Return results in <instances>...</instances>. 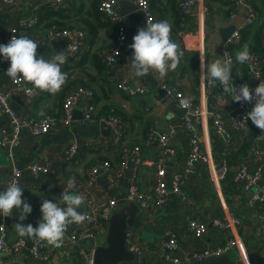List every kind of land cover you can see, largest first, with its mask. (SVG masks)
I'll list each match as a JSON object with an SVG mask.
<instances>
[{
	"label": "crops",
	"instance_id": "obj_1",
	"mask_svg": "<svg viewBox=\"0 0 264 264\" xmlns=\"http://www.w3.org/2000/svg\"><path fill=\"white\" fill-rule=\"evenodd\" d=\"M45 1L15 0L10 6L0 7V38L5 44L20 19L31 18L41 9L51 8L46 6ZM98 1L72 0L61 7L52 5L56 10L61 9L60 13L56 11L60 14L59 20L63 24L58 27L72 25L74 29L84 31L80 38V57L62 66V71L68 75L62 91L53 95L37 89L34 96H29L24 91H15L11 78L5 73L10 61H0V88L13 92L12 107L23 116L39 118L47 113L62 114L64 97L76 84H84L94 89L92 100L97 109L95 119L87 120V103L80 99L74 107L70 121L61 122L46 134L33 135L24 131L21 145L12 151L0 147V191L6 190L14 167L26 170L34 164H40L53 170L39 178L30 175L22 178V199L31 204L32 212L25 220L20 221V213L14 209L6 218L9 243L23 238L25 244L18 253H4L0 264H93L89 251L97 246H106V227L98 225V235L94 241L71 245L66 237L64 243L56 250L48 245L50 250H54L48 262H35L31 257V246L35 238L21 237L14 229L16 223L38 226L42 219L40 208L43 200L56 197L68 179L73 177L76 180V191L86 197L81 212H88L92 206H98L110 198L118 200L117 209H133L132 217L145 223L144 227H138V232L132 229L135 231L133 244L145 248L144 261L148 264H169L162 260L158 249L167 240V231L171 228L178 231L182 264H263L264 219H259L255 208L250 205L253 194L264 185V161L254 158L253 154L262 130L250 119L246 127L237 131L233 139L228 141L216 132L211 118H195L202 149L211 157L212 166L196 164V175L183 182V189L192 196L191 202L170 191L162 205L146 211L137 202L128 201L127 196L133 185L142 192L153 190L157 171L155 164L161 159L165 165L166 184H170L174 175L182 171L189 151V135L181 125L185 113L181 106L182 100L192 99L210 111L219 109L227 118L233 112L236 102L232 100V93L224 92L219 82L206 90L205 74L201 71V65L210 64L218 58L224 59V28L231 25L244 26L240 43L233 47L235 75L251 88H255L260 79H264V30L261 29L264 26V0H200L188 15H182L180 12L179 0H152L157 21L167 20L171 24L172 38L184 51L178 68L169 71L164 78H160L156 73L136 77L132 72L133 50L129 45L133 43V36L137 34L138 29L144 27L140 9L123 15L128 30L127 43L122 47L114 67L109 69L104 65V70L100 69L99 62L94 60L91 53L99 51L102 54L110 48L115 42L116 31L102 22L106 21L96 10ZM120 1L118 0L117 4L119 11ZM204 6H209V13L204 12ZM251 9L254 10L255 17H252L250 24L245 25L251 15ZM122 10L127 12L126 7ZM234 13L236 15L232 18ZM256 30L258 33L261 30L257 52L261 57L263 75L253 80L247 76L245 64L236 61V54L245 44H248L250 49L253 48L256 43ZM46 33L47 31L37 30L29 37L39 44L38 54L50 59L57 47L53 46L52 40L45 38ZM121 79L144 86L148 92L140 96H128L117 86ZM166 82L173 86L175 91L168 92L163 86ZM254 103L250 105L249 111ZM111 109L122 116L125 122L124 137L119 143L114 142L110 126L99 120L102 113L107 114ZM172 125L177 131L168 146L174 148L176 158H172L166 146L158 142L159 136L168 132ZM3 130H10L8 115L0 116V134ZM74 142L79 143L80 150L77 157L69 161L66 152ZM137 145L141 146L139 155L142 162L139 163L133 157V148ZM106 160L111 163V167L100 170L94 184L90 185L87 182L89 169L94 164ZM246 161H249L252 167L263 166L259 185L250 191L244 190L234 180L235 172ZM222 164L227 166L228 171L219 178L217 167ZM133 203L138 206L132 208ZM215 218H219L224 226L213 224ZM190 221L207 223L206 233L200 238L194 236L188 230ZM82 225L83 223L70 225L67 234L76 232ZM234 236L243 240L240 252L233 248L220 256L203 260L193 257V253L224 244ZM120 264H140V261L137 258L133 262Z\"/></svg>",
	"mask_w": 264,
	"mask_h": 264
},
{
	"label": "built area",
	"instance_id": "obj_2",
	"mask_svg": "<svg viewBox=\"0 0 264 264\" xmlns=\"http://www.w3.org/2000/svg\"><path fill=\"white\" fill-rule=\"evenodd\" d=\"M130 1L137 5L142 11L144 27H146L147 23L157 21L156 14L152 8V0ZM199 1L200 0H179L178 7L180 12L184 15L191 14L194 6H196ZM14 2L15 0H1L0 7L10 6L11 4H14ZM71 2L72 0H46L45 4L61 7ZM117 4L118 0H101L99 6L103 20L116 24L115 42L110 48L106 49L101 54L105 66L109 69L115 66L116 61L121 54L122 47L126 45L128 40L127 26L123 15L117 8ZM203 9L206 14L210 11L209 6H204ZM235 15L236 14L234 13L232 18H234ZM252 17H255L253 9H251V15L246 20L245 25H248L252 22ZM38 20L39 16L37 13L31 18L20 19L16 24V27L9 34L8 42L13 35L17 37L21 35H27L28 30L34 28V26L38 23ZM243 27L244 26L236 27L232 35L226 41H224L223 44L224 59H231L232 61V84L234 87H239L240 85L245 84L235 75L233 71L235 64L233 47L240 43L242 39ZM83 34V30L74 28H54L48 31V33L45 35V38L48 40H67L68 46L64 50V53L68 57V60L65 63L67 64L80 57L82 51V43L80 38L83 36ZM251 54L254 59L245 64L246 74L249 78L257 80L263 75L261 57L254 51H251ZM11 82L13 85V90L15 91H24L29 96H34L37 94V89L34 88L31 83L24 81H13L12 79ZM215 84H213V81L210 78H205L204 80V88L206 90H209ZM117 86L128 96H140L148 92L146 87L134 85L127 79H121ZM163 86L170 93L175 91V88L169 85L167 82L164 83ZM11 93L13 92L4 88H0V116L8 115L10 119V130H3L0 134V147L9 149L10 151L21 145L22 134L24 131H28L33 135L46 134L53 130L61 122L70 121L73 118L74 107L80 99H84L87 103L85 118L87 120H94L96 116L97 109L92 100L95 95V91L93 88L84 84H76V86H73L72 89L67 91L62 104V114L47 113L46 115L39 118H30L18 113L12 107ZM252 103H254V101ZM252 103L236 102L233 112H231V115L227 118L225 117L224 112L219 109L210 111L209 109L204 108L201 103H197L192 99L182 100L181 106L185 109V113L182 117L181 125L183 126L185 132L189 135V151L185 157L182 171L174 175L170 184H166L164 182L166 170L164 161L161 159L155 164L157 171L153 190L151 192H142L136 185H133L129 190L127 200L137 202L144 209H146V211H149L154 206L162 205L164 199L170 191L181 195L185 201L191 202L192 196L183 189V182L186 179H190L196 175V164L200 163L206 164L207 166H212L211 157L205 150L202 149L200 135L195 127V118H211L216 132L220 136H224L228 141H231L237 131L243 130L246 127L249 119L245 121L244 118L249 112V107ZM99 120L110 126L112 129V137L115 143L122 141L125 133V122L122 116L116 113L114 109H111L106 115H102ZM176 131L177 130L175 126L172 125L168 132H164L158 138V142L161 145L166 146V150L169 152L172 158H176V151L171 146H168V143L170 142L171 138L176 136ZM79 150L80 146L78 142L71 144L66 152L67 159L69 161H73L77 157ZM140 152L141 146L137 145L133 148V157L138 163L142 162V159L139 155ZM253 154L254 158L264 161V131L261 132L259 138L257 139ZM110 167L111 163L107 160L94 164L88 171L87 182L90 185L94 184L95 177L98 172L102 169H108ZM217 169L219 178H222L228 171V168L225 164L218 166ZM262 169V165L252 167L249 161L243 162L240 168L235 172L234 180L244 190L250 191L252 188L259 185L262 176ZM51 172H53L52 169L40 164H34L26 170L14 167L10 182L13 180H18L21 186V180L24 176L30 175L33 178H39L42 174H50ZM65 187L66 184L58 192L56 197L47 198V200H51L52 202L59 201L60 195ZM250 205L255 208L257 217L259 219H264V185H261L258 192L253 194V197L250 199ZM117 207L118 200L116 198H110L98 206H92L87 212L88 219L83 223L81 228L74 233L66 235L68 244L80 245L85 242L94 241L98 235V225L108 229L109 220L117 210ZM213 224L224 226L219 218H215L213 220ZM207 229L208 224L204 222L190 221L188 223V230L198 238L202 237L206 233ZM167 236L169 239L164 241L158 249L162 260L169 264H182L183 258L179 253L180 242L178 239V231L174 228H171L167 231ZM125 241L126 244L131 248L134 246L132 249H134L135 253L138 255L140 264H148L144 261L145 248L142 245L133 244L134 232L132 230L127 231ZM24 244L25 241L23 238H18L12 244L9 243L8 221L7 218L2 215L0 218V261L3 254L6 252H20ZM242 245V238L234 236L229 238L224 244L218 245L216 247H208L204 250L193 253V257L198 260H203L209 257L220 256L233 248H237L240 252ZM52 247L54 250L59 248L55 246ZM54 250H50V247L46 242L35 238L34 243L31 246V257L35 262H48L51 259ZM241 259L243 260V258Z\"/></svg>",
	"mask_w": 264,
	"mask_h": 264
},
{
	"label": "clouds",
	"instance_id": "obj_3",
	"mask_svg": "<svg viewBox=\"0 0 264 264\" xmlns=\"http://www.w3.org/2000/svg\"><path fill=\"white\" fill-rule=\"evenodd\" d=\"M38 45L27 35H13L7 44H0V55L10 61L5 73L13 81L31 83L34 88L54 95L62 91L67 82L68 75L62 71V66L68 57L61 51L50 59H45L38 54ZM129 47L133 50L131 69L136 77L156 73L160 78H164L169 71L178 68L184 56L180 45L172 39V26L167 20L147 23L146 27L139 28ZM253 59L248 44L236 54L239 64L249 63ZM201 71L213 84L218 81L224 92L230 91L233 101H254V106L244 120L250 119L256 127L264 131V79H260L254 89L247 83L234 87L231 59H215L210 64L201 65ZM23 192L24 188L18 180H13L5 191H0V215L7 217L15 209L20 213L19 220H25L32 212V206L22 199ZM85 202L86 197L76 191L75 178H70L59 201L43 200L40 208L42 219L38 226L16 223L14 229L21 237L38 238L48 245L60 247L64 243L69 226L80 225L88 219L87 212L80 211Z\"/></svg>",
	"mask_w": 264,
	"mask_h": 264
},
{
	"label": "water",
	"instance_id": "obj_4",
	"mask_svg": "<svg viewBox=\"0 0 264 264\" xmlns=\"http://www.w3.org/2000/svg\"><path fill=\"white\" fill-rule=\"evenodd\" d=\"M119 4L120 13L122 15L140 9L137 5L128 0H121ZM123 7H126L127 12L122 10ZM235 29L236 26L231 25L222 30L224 41L232 35ZM0 44H5L1 38ZM52 44L54 47H57L55 54L64 51L68 46V42L65 39L52 40ZM0 61H5L2 55H0ZM136 206L138 205L133 203L131 207L133 208ZM132 216L134 215L133 209L131 208L120 207V209L115 211L109 220L106 246H97L89 251V254H92L93 264H120L122 262H133L138 258L134 250L126 244L125 237L128 230L134 229L138 232V227H144L145 223ZM166 239L168 240L169 237L167 236Z\"/></svg>",
	"mask_w": 264,
	"mask_h": 264
},
{
	"label": "trees",
	"instance_id": "obj_5",
	"mask_svg": "<svg viewBox=\"0 0 264 264\" xmlns=\"http://www.w3.org/2000/svg\"><path fill=\"white\" fill-rule=\"evenodd\" d=\"M100 2H101V0L98 1L96 10L100 14V16L102 17V14L99 10ZM46 6H49L51 8L46 7V8L41 9L40 12H38V16H39L38 23L34 26V28L28 30L27 35H31L32 32H35L37 30H41L42 32L47 31V33H48V31H50L51 29H54V28H58V29H71V28H73L72 25H68V26L66 25L62 28L58 27V25H60V26L63 25V24H61V22L59 20V15H60L59 13H60L61 9L56 10L52 7V5H46ZM46 9H50L54 12L46 11ZM56 11H58L59 13H57ZM62 17H64V16H62ZM64 18H66V17H64ZM102 22L104 23L105 26H108L111 30L116 31V24L115 23H109V22H104V21H102ZM261 29L264 30V26H262ZM260 32H261V30H259V33ZM255 33L256 34H255L254 40L256 43H254V46L252 49H250V51H254V52L258 53L257 51H258V48L260 45V43H259L260 34L257 32V30ZM115 39H116V36H115L114 40ZM253 49H255L256 51ZM91 56L94 58L95 61L99 62L100 69L103 68V70H104L105 64L103 62L102 56L99 53V51L92 52ZM80 67L82 68L83 66H80ZM102 115H106V113H102Z\"/></svg>",
	"mask_w": 264,
	"mask_h": 264
},
{
	"label": "rangeland",
	"instance_id": "obj_6",
	"mask_svg": "<svg viewBox=\"0 0 264 264\" xmlns=\"http://www.w3.org/2000/svg\"><path fill=\"white\" fill-rule=\"evenodd\" d=\"M144 235H146V234L144 233Z\"/></svg>",
	"mask_w": 264,
	"mask_h": 264
}]
</instances>
